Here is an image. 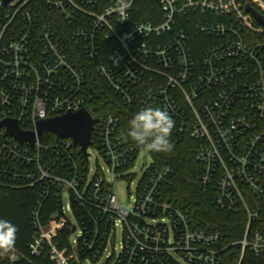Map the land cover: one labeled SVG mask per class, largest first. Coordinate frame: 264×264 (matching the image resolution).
<instances>
[{
	"label": "built area",
	"instance_id": "1",
	"mask_svg": "<svg viewBox=\"0 0 264 264\" xmlns=\"http://www.w3.org/2000/svg\"><path fill=\"white\" fill-rule=\"evenodd\" d=\"M154 1L152 20L137 19V0H128L120 22L110 12L116 0H41L55 17L34 0H0V121L36 134L33 146L20 143L0 124V183L41 188L30 248L47 246L54 264H224L235 245L237 264L247 251L264 261V26L242 0ZM249 1L264 16V0ZM84 58L124 105L165 109L175 132L198 142L200 184L216 208L245 215L241 238L225 242L221 232L194 226L189 210L163 195L169 167L150 156L134 171L145 149L126 142L116 112H101ZM81 110L93 126L85 152L71 137L37 135L38 122ZM92 154L104 166L97 160L92 168ZM138 173L130 206H121L114 182L132 183ZM50 194L59 200L57 218L44 224L40 209ZM64 228L69 254L54 242ZM21 258L13 249L0 264Z\"/></svg>",
	"mask_w": 264,
	"mask_h": 264
},
{
	"label": "trees",
	"instance_id": "2",
	"mask_svg": "<svg viewBox=\"0 0 264 264\" xmlns=\"http://www.w3.org/2000/svg\"><path fill=\"white\" fill-rule=\"evenodd\" d=\"M244 4L249 0H242ZM39 12L47 16H57L53 12L41 5V0H34ZM137 19L152 20V11L157 10V3L154 0H137ZM50 25L48 23H45ZM257 24V23H256ZM258 25V24H257ZM264 40V33L260 37ZM68 44L78 53L80 46L68 40ZM81 56V54H80ZM83 57V56H82ZM84 62L90 65L87 70L93 86L99 95V109L101 112L114 111L120 119L119 132L128 144L139 147L130 137H127L129 120L139 110L137 107L124 105L119 97L112 93L104 80L95 71V62L84 58ZM93 67V68H92ZM127 137V138H126ZM174 148L168 153L149 152L154 164L158 167L167 166L170 174L163 183V195L176 202L177 205L189 210L194 226L206 231H219L224 235L225 242H232L241 238L246 222L243 213H231L221 210L213 204V192L204 191L200 184L202 165L196 159L195 151L198 142L191 138L189 134H177L175 127L170 137ZM41 188L36 184L32 187H12L5 183H0V219L7 220L18 229L14 249L22 258L14 264H54L49 255L47 246H43L39 253H33L30 245L37 236V229L33 224V210L40 199ZM59 200L53 194L43 199L40 209L42 222L48 223L57 216H53L57 209ZM260 209V220L258 226L264 234V201L258 203ZM76 206L75 204L73 205ZM69 231L62 229L54 238L58 248L65 254H69L71 246L69 244ZM80 257L85 258V251H79ZM239 257V246L230 247L224 258V264H237ZM241 264H264V261L255 257L251 252H246Z\"/></svg>",
	"mask_w": 264,
	"mask_h": 264
},
{
	"label": "clouds",
	"instance_id": "3",
	"mask_svg": "<svg viewBox=\"0 0 264 264\" xmlns=\"http://www.w3.org/2000/svg\"><path fill=\"white\" fill-rule=\"evenodd\" d=\"M130 7L128 0H116L110 12L117 14L120 22H123L127 20V10ZM38 116L40 119L46 118L43 108L38 110ZM174 127L175 121L167 110L160 107H144L129 120L127 137L149 152L168 153L174 148L170 140ZM17 231V227L11 222L0 219V256L13 251Z\"/></svg>",
	"mask_w": 264,
	"mask_h": 264
},
{
	"label": "water",
	"instance_id": "4",
	"mask_svg": "<svg viewBox=\"0 0 264 264\" xmlns=\"http://www.w3.org/2000/svg\"><path fill=\"white\" fill-rule=\"evenodd\" d=\"M3 1L7 4L13 0ZM245 11L250 13L258 24L264 26V16L252 5L249 3L246 4ZM0 124L5 126L7 132L20 143L27 141L33 146L36 139V134L34 132L22 131L17 123L11 119L0 121ZM92 129L93 126L90 115L85 110H81L76 113H67L62 116L38 122L37 135L41 136L43 132H51L63 138L71 137L76 144L81 146L82 151L85 152L90 144Z\"/></svg>",
	"mask_w": 264,
	"mask_h": 264
},
{
	"label": "rangeland",
	"instance_id": "5",
	"mask_svg": "<svg viewBox=\"0 0 264 264\" xmlns=\"http://www.w3.org/2000/svg\"><path fill=\"white\" fill-rule=\"evenodd\" d=\"M98 160L99 164L103 165V161L101 160V158L97 155V154H92V157L90 158V166L92 168L95 167L96 165V161ZM150 155L149 152L147 150L142 151V153L140 154L139 158H138V162H137V168L134 171H137L139 167H141L142 165H146L148 163H150ZM139 173L132 179V183H130L127 180H116L114 182V192L121 204V206L124 207H128L130 206V203L132 202V198L131 196L134 195V188H135V184L137 182ZM68 203V198L67 195H64V204L66 205ZM118 238L117 241L115 242V253L118 252L119 250V233H117ZM75 237V235L73 236V238ZM104 258H101L98 262H89L87 264H103L104 262Z\"/></svg>",
	"mask_w": 264,
	"mask_h": 264
}]
</instances>
